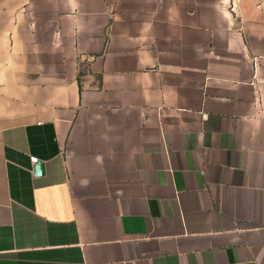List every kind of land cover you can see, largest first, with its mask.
I'll use <instances>...</instances> for the list:
<instances>
[{
  "label": "crops",
  "instance_id": "obj_1",
  "mask_svg": "<svg viewBox=\"0 0 264 264\" xmlns=\"http://www.w3.org/2000/svg\"><path fill=\"white\" fill-rule=\"evenodd\" d=\"M0 264H264V0H0Z\"/></svg>",
  "mask_w": 264,
  "mask_h": 264
},
{
  "label": "water",
  "instance_id": "obj_2",
  "mask_svg": "<svg viewBox=\"0 0 264 264\" xmlns=\"http://www.w3.org/2000/svg\"><path fill=\"white\" fill-rule=\"evenodd\" d=\"M43 174V165L41 163H38L34 166V175L40 176Z\"/></svg>",
  "mask_w": 264,
  "mask_h": 264
},
{
  "label": "built area",
  "instance_id": "obj_3",
  "mask_svg": "<svg viewBox=\"0 0 264 264\" xmlns=\"http://www.w3.org/2000/svg\"><path fill=\"white\" fill-rule=\"evenodd\" d=\"M36 162H37V159L36 158H30V163L36 164Z\"/></svg>",
  "mask_w": 264,
  "mask_h": 264
}]
</instances>
